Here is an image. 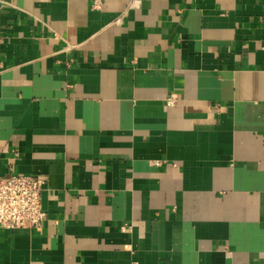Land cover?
Segmentation results:
<instances>
[{
    "label": "crops",
    "instance_id": "crops-1",
    "mask_svg": "<svg viewBox=\"0 0 264 264\" xmlns=\"http://www.w3.org/2000/svg\"><path fill=\"white\" fill-rule=\"evenodd\" d=\"M11 174L0 264H264V0H0Z\"/></svg>",
    "mask_w": 264,
    "mask_h": 264
},
{
    "label": "built area",
    "instance_id": "built-area-1",
    "mask_svg": "<svg viewBox=\"0 0 264 264\" xmlns=\"http://www.w3.org/2000/svg\"><path fill=\"white\" fill-rule=\"evenodd\" d=\"M102 0H93L99 6ZM175 96L168 98L169 103ZM48 178L43 174L0 176V228H29L45 225L49 212L43 206Z\"/></svg>",
    "mask_w": 264,
    "mask_h": 264
}]
</instances>
